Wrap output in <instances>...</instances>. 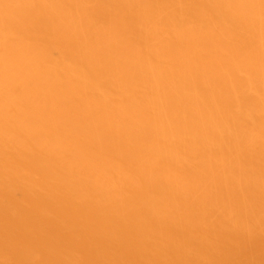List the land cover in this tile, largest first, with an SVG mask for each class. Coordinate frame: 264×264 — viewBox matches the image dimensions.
Masks as SVG:
<instances>
[{
  "label": "bare ground",
  "instance_id": "6f19581e",
  "mask_svg": "<svg viewBox=\"0 0 264 264\" xmlns=\"http://www.w3.org/2000/svg\"><path fill=\"white\" fill-rule=\"evenodd\" d=\"M0 264H264V0H0Z\"/></svg>",
  "mask_w": 264,
  "mask_h": 264
}]
</instances>
